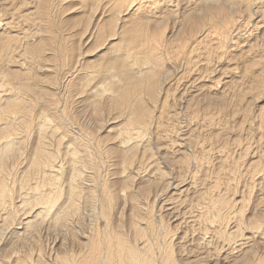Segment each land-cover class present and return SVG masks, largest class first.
I'll list each match as a JSON object with an SVG mask.
<instances>
[{"label": "rangeland", "instance_id": "obj_1", "mask_svg": "<svg viewBox=\"0 0 264 264\" xmlns=\"http://www.w3.org/2000/svg\"><path fill=\"white\" fill-rule=\"evenodd\" d=\"M187 1L159 0L157 9L144 4L143 11L133 17L119 16L110 0H95V4L93 0H0V55L5 45L12 48L8 57L0 60V70L6 71L10 80L0 86L8 96L0 105L5 107L14 92L13 88L9 94L11 86L7 85L13 82L16 87L14 73L28 74L33 82L30 91L36 95L30 127L22 123L18 129L29 131L24 151L18 150L9 160L17 162L19 174L32 171L27 159L38 144L42 112L53 119L47 129V146L65 168L70 164L66 156L77 144L84 157L93 153L99 164L122 154L120 132L129 125L102 86L109 85L106 77L110 74L138 68L124 55L129 30L137 24L151 29L165 27L170 51L180 39L190 46L194 37L199 38L201 32L204 35L206 26L190 36L191 21L204 14L202 7L212 8L217 2L196 0L197 6L184 13L179 5ZM259 2L264 5V0H256L250 7L251 15L244 12V18L238 14L239 2L229 0L233 16L244 20L231 27L238 33L233 30L223 44L218 45L219 39L211 34L202 43L193 41L191 53L178 58L172 57L174 52L167 54V45L162 48L164 66L158 71L151 101L147 100L148 123L141 129L147 135L133 154L136 158L143 150L146 157L140 154L133 163L134 172L127 176L112 174L113 168L103 163L100 176L95 177L96 181L115 177L117 189L128 187L149 206L150 239L158 244L152 254L155 258L160 255L159 261L164 249H159L158 256L156 249L168 242L180 264H247L258 260L264 264V16L259 17L264 15V6L256 11ZM139 67L145 64L141 62ZM213 196H223L230 203L223 209L218 228L231 241L222 242L225 237L204 222L202 212ZM88 217L72 214L69 225L55 219L37 220L27 234L15 235L10 247L43 245L46 252L57 240L75 245L88 226ZM121 217L125 218L124 212ZM256 221L261 222V228L255 227ZM229 233L235 236L229 238ZM2 235L0 247L6 240Z\"/></svg>", "mask_w": 264, "mask_h": 264}, {"label": "bare ground", "instance_id": "obj_2", "mask_svg": "<svg viewBox=\"0 0 264 264\" xmlns=\"http://www.w3.org/2000/svg\"><path fill=\"white\" fill-rule=\"evenodd\" d=\"M1 1L5 2L7 0ZM94 1L95 0H93V2ZM110 1L114 3L115 12L118 13L119 16L133 17L137 15L138 12L143 11L144 4L157 9L159 3V0ZM195 1L196 0H188L187 2H182L184 5L181 6L180 4L179 7L181 10L184 9V13H186L187 10H191L197 6V2ZM213 1L217 2V6L215 5L212 8H209V6L202 7L205 11L204 14L199 18H193L191 21V28H189L190 36H195L198 31L200 33L201 29L205 28V26L206 29L204 35L201 32V34L198 35L199 38L194 37L190 46H188L189 43L187 40L180 39L174 44L173 49L170 51L168 47L170 38L167 36L164 26H162L164 27L163 29L159 27L151 29L149 26L144 27L141 24H137L133 29L129 30L130 37L127 39L128 45L127 49H124V55L130 59L132 64H138V68H135L133 72L120 70L110 74L106 77L109 79L108 81H110L109 85L107 87L102 86L104 88L102 91L105 92V95L107 94V98L118 108L119 116L123 115L125 117V123L127 122L129 125L128 127L125 126L123 128L124 130L120 132V146L124 148V151L122 154L118 153L120 155L115 154V158L112 156L110 160L108 159L109 161L105 160L101 164L94 159L92 156L93 153H90V155L87 154V156L84 157L86 154L81 153L82 149L78 147L80 144H74L77 147H73V149L69 151V155L66 154V157L68 158L69 156L70 159V162H68L70 164L66 168L62 165L63 161L62 163L60 161L58 162L56 152H53L52 149L47 146L49 137V131H47V129L52 126L53 119L47 116L46 112H42L39 119V136L37 135L39 137L38 144L34 152H32L33 154L30 153V156H28L29 159L26 158L28 166L32 171H21V174H19L16 166L18 165L16 164L17 162L11 164L9 160L12 154L16 153L18 150L21 151V153L24 151L22 150V146L25 138L29 136L27 134L29 131H19L18 129L22 123H24L23 125L25 128L30 127L32 106L36 105H33L36 95L34 96L30 91L33 84L32 78L28 76V74L20 76L14 73V83L16 87H14L13 82L7 84L11 86V89L7 88L8 93L10 94L13 88L14 92L11 93L8 104L5 105V107L0 105V236L3 233L1 239L6 237V240L0 247V264H158L160 256L158 252L161 251L159 249H164L163 252H160L162 254V258L160 259L161 264L179 263H177L178 260L174 258V254L168 242L164 243V248L159 247V251L156 249V256L159 255L158 258L156 257L157 259L152 254V252H155L153 250H155L154 246L157 242L154 244V242L151 241L152 238L150 239L151 234L153 235V231L151 232L152 215L149 206L143 205L142 201L140 202L137 199L138 196H136L133 190L126 189L128 187L117 189L114 184L115 177L111 178L113 180H105V178L103 180L101 179V181H96L95 177L99 175L98 170L100 165L106 163L113 168L110 170L112 174L119 173L121 176L129 174L131 171L135 170L133 168L136 165L133 163L138 159L139 155L143 154L142 156L140 155V157H146V152L143 150L142 152L144 153L138 151L141 153L138 157L135 156L136 158H134L133 154L139 149V145L145 140L147 135L146 131H141V129L148 123L149 118L148 120L146 119L148 110L146 109L147 100L151 101L149 99H152L155 86L157 85L158 71L160 67L164 66L162 48L164 49L167 45V54H172L171 52H174L177 56L175 55L176 57H172L178 58L181 54L186 56L187 53H191L190 49L193 50L191 47L193 41L202 43L203 40L211 34L219 39L218 45L223 44L224 41L227 40V36L230 35L233 30H236L231 27L233 26L235 28L238 25L240 26V21L243 22L244 20L241 17L245 18V13L251 15L249 10L256 0H232L236 3L239 2L241 8L238 14H240L241 17L233 16L227 5L229 0ZM260 3L261 2L255 5L256 11H262L261 8L264 5L262 6ZM3 7L7 8L8 6L3 5ZM262 16L264 15H259L260 18ZM236 18H238L237 22L235 21ZM127 19L129 18L126 17V20ZM136 19H142L148 22L144 20L143 17H137ZM258 22H260V20H258ZM126 31H128V29H126ZM236 31V33H238V30ZM11 52L12 48L10 44L5 45L0 55V60L8 57L7 55ZM174 53L172 55H174ZM141 62L145 64V67H139ZM0 74L3 79L0 83L2 87L6 79L8 81L10 80L6 71L0 70ZM4 97L7 99L8 96H5L4 90H1L0 102H3L2 100ZM134 124H140L141 126H134ZM78 142L80 143V141ZM65 148L66 147H64V150ZM106 158H108V155ZM119 164H121V170L117 171ZM67 172L68 174H66ZM18 176H20V178H17ZM122 178H124V180L126 179L125 177ZM122 182L125 183L126 181ZM122 182L121 184H123ZM87 200H89V202H87ZM207 200L208 202H206L204 212H202L205 217L204 222L206 226L216 229L218 230L216 232L220 233L218 227L221 223V219L224 217L223 209L226 207V203L228 205H230V203L223 196H218V198H214L213 196ZM89 203L93 204L95 209L93 205ZM165 206H167V208H172L169 204ZM122 212H124L125 218L121 217ZM83 213L89 214L88 226L83 233L80 234L75 245L74 243H67L65 245L58 240H54L55 244L52 242L54 245H51V250L46 252L43 245H40V248L10 247L12 238L18 234H27L25 232L30 226L36 223L37 220L48 219L51 221L55 219L57 222L69 225L70 216L72 214L74 216H80ZM95 214L97 218H95ZM255 223L256 228H261V222L257 223L256 221ZM206 229H208V227H206ZM220 234L225 237L222 239L223 241L221 240L222 242H224V240L229 241L232 239L230 237L234 235V233L227 234L230 238L228 240L226 238V232ZM212 238L209 239L212 240ZM235 239L236 238H234V240ZM208 241L212 242L210 240ZM219 244L221 245V243ZM227 244L230 246V243ZM48 246L49 247L46 248H50V245ZM224 246L225 244H223L222 247L224 248ZM229 253L231 254V252ZM228 254L226 256H228ZM260 261L261 260H258V262L251 261L247 264H262V261Z\"/></svg>", "mask_w": 264, "mask_h": 264}]
</instances>
